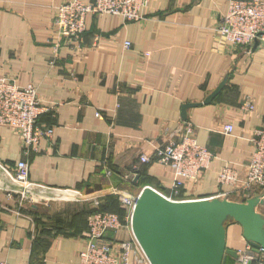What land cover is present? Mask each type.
<instances>
[{"label":"crops","instance_id":"0c3cea01","mask_svg":"<svg viewBox=\"0 0 264 264\" xmlns=\"http://www.w3.org/2000/svg\"><path fill=\"white\" fill-rule=\"evenodd\" d=\"M65 1L0 0V77L35 85L53 107L39 122L54 128L28 153L15 131L0 128V259L80 264L88 217L107 207L123 223L108 234L115 254L129 243L130 264H150L133 234L128 201L147 185L170 193L172 169L140 157L180 141L187 123L214 159L198 181L186 182L185 198L227 193L245 201L261 193L221 185L218 172L229 167L244 178L251 138L264 127V43L254 49L221 39L217 26L229 0H148L140 20L90 15L82 39L58 47L53 23ZM227 73L217 96L182 119L183 105L203 102ZM21 160L29 164L28 191L14 183ZM258 209L264 214V204ZM227 247L239 255L252 248L239 223H228ZM251 257L264 264L263 251ZM227 264L241 263L228 257Z\"/></svg>","mask_w":264,"mask_h":264},{"label":"built area","instance_id":"2783aa9c","mask_svg":"<svg viewBox=\"0 0 264 264\" xmlns=\"http://www.w3.org/2000/svg\"><path fill=\"white\" fill-rule=\"evenodd\" d=\"M148 0H67L58 6L53 23L57 46L63 43L72 45L82 39L87 30V18L90 15H118L126 22L140 20ZM217 32L226 43L236 46H250L258 40L264 43V0H229L228 11L219 20ZM131 43L127 41L126 47ZM53 107L44 105L38 95L37 87L29 84L21 86L13 80L0 77V128L10 127L22 139L25 152L38 151L43 137L51 138L54 128L44 126L39 118ZM99 118L103 114L97 112ZM234 127L227 124L225 133H232ZM251 143L254 147L251 159L246 167L244 178L238 171L223 167L218 172L221 185H231L249 193L255 188L264 191V127L255 129ZM214 159L213 153L200 145L194 134L193 126L187 123L180 141L156 147L153 156L141 155L142 163L153 160L172 169L175 179L170 193L160 191L171 200H192L183 196L186 182H196L208 169ZM14 181L26 190H30L29 164L19 161L14 167ZM19 184V185H20ZM228 198L227 193L223 194ZM128 203L135 205V197ZM132 218V215H131ZM131 221V219H130ZM89 237L85 248L80 252V264H130L131 244H123V250L117 255L114 242L108 238L112 231H118L123 223L118 214L110 211L94 212L88 217ZM247 251L240 252L239 262L248 264L253 257ZM0 264H9L0 259Z\"/></svg>","mask_w":264,"mask_h":264},{"label":"water","instance_id":"95a60500","mask_svg":"<svg viewBox=\"0 0 264 264\" xmlns=\"http://www.w3.org/2000/svg\"><path fill=\"white\" fill-rule=\"evenodd\" d=\"M259 45L255 40L254 49ZM230 73L201 103H186L188 109L209 104L224 88ZM140 177L137 175L135 181ZM264 191L245 201L226 197L171 200L160 190L145 186L135 198L131 226L150 264H227L228 257L239 259L237 250L227 247V225L239 223L252 247L247 254L264 252ZM248 264H252L249 262Z\"/></svg>","mask_w":264,"mask_h":264},{"label":"trees","instance_id":"16d2710c","mask_svg":"<svg viewBox=\"0 0 264 264\" xmlns=\"http://www.w3.org/2000/svg\"><path fill=\"white\" fill-rule=\"evenodd\" d=\"M156 160H153L151 163H154ZM148 164H150V163H148ZM142 175V174H141ZM139 177H141L140 175H139ZM98 211H112V209H110V208H107V207H98L97 209H95L92 213H94V212H98ZM91 213V214H92ZM255 261V260H254ZM253 261V262H254ZM254 264V263H253Z\"/></svg>","mask_w":264,"mask_h":264},{"label":"bare ground","instance_id":"6f19581e","mask_svg":"<svg viewBox=\"0 0 264 264\" xmlns=\"http://www.w3.org/2000/svg\"><path fill=\"white\" fill-rule=\"evenodd\" d=\"M19 184H20V183H19ZM19 184H18V185H19ZM21 185H22V184H20V186H21ZM135 198H136V197H135Z\"/></svg>","mask_w":264,"mask_h":264},{"label":"rangeland","instance_id":"374dc122","mask_svg":"<svg viewBox=\"0 0 264 264\" xmlns=\"http://www.w3.org/2000/svg\"><path fill=\"white\" fill-rule=\"evenodd\" d=\"M251 45H252V44H251ZM14 183H17V182L14 181Z\"/></svg>","mask_w":264,"mask_h":264}]
</instances>
